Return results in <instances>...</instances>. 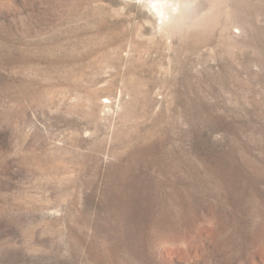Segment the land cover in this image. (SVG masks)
<instances>
[{
    "label": "rangeland",
    "instance_id": "obj_1",
    "mask_svg": "<svg viewBox=\"0 0 264 264\" xmlns=\"http://www.w3.org/2000/svg\"><path fill=\"white\" fill-rule=\"evenodd\" d=\"M0 264H264V0H0Z\"/></svg>",
    "mask_w": 264,
    "mask_h": 264
},
{
    "label": "bare ground",
    "instance_id": "obj_2",
    "mask_svg": "<svg viewBox=\"0 0 264 264\" xmlns=\"http://www.w3.org/2000/svg\"><path fill=\"white\" fill-rule=\"evenodd\" d=\"M154 8L156 9L157 13L162 16V18H168L170 16V13L167 12L166 7L164 5L155 4ZM173 12H176V11H173Z\"/></svg>",
    "mask_w": 264,
    "mask_h": 264
}]
</instances>
